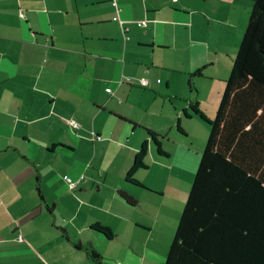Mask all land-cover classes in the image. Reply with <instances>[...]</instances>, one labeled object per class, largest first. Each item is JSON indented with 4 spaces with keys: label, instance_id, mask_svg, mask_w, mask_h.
<instances>
[{
    "label": "crops",
    "instance_id": "obj_1",
    "mask_svg": "<svg viewBox=\"0 0 264 264\" xmlns=\"http://www.w3.org/2000/svg\"><path fill=\"white\" fill-rule=\"evenodd\" d=\"M110 1L0 0V264H76L73 256L87 255L75 243L89 242L104 264L128 256L144 264L156 253L155 222L128 216L138 211L120 191L138 197L126 176L143 144L144 167L134 176L148 186L147 160L156 148L166 154L165 143L172 150L175 122L190 136L181 113L193 99L196 115L213 119L253 7V0H118L115 11ZM117 14L127 15L119 22L130 39L116 40L106 25L92 30L95 16L100 23ZM98 156L109 158L108 168L92 163ZM69 196L76 207L62 209ZM36 228L38 252L25 242Z\"/></svg>",
    "mask_w": 264,
    "mask_h": 264
},
{
    "label": "trees",
    "instance_id": "obj_2",
    "mask_svg": "<svg viewBox=\"0 0 264 264\" xmlns=\"http://www.w3.org/2000/svg\"><path fill=\"white\" fill-rule=\"evenodd\" d=\"M200 73L198 69L192 76ZM209 124V136L164 264H264V0H253ZM148 131L156 141L158 133ZM145 154L143 144L127 181L144 186L134 171L144 167ZM120 194L128 204L138 203L127 191ZM39 196L45 202L41 192ZM75 246L84 249L95 264H103L93 245Z\"/></svg>",
    "mask_w": 264,
    "mask_h": 264
},
{
    "label": "rangeland",
    "instance_id": "obj_3",
    "mask_svg": "<svg viewBox=\"0 0 264 264\" xmlns=\"http://www.w3.org/2000/svg\"><path fill=\"white\" fill-rule=\"evenodd\" d=\"M109 4L111 7H113L112 1H110ZM101 7H103V5H95L94 9ZM94 18H95V22L92 27V30H94L95 32H99V33L102 32L103 26L106 25L109 27L108 29L109 35L111 37H116V40L120 38V35H122L123 37L128 36L127 38L129 39L131 38V36H133V34L131 33V31H129L127 26H125L127 28V31H125V29H123V26L119 22L122 19L124 21L125 18H127V15H123L121 19L120 17H118L117 14L116 19H118V21L113 19L111 20L110 15H107L105 16V18H109V19H106L105 22L101 21L100 23L98 22V18H103V17L95 16ZM137 22L138 19H134V23L137 26H139ZM140 27H142L141 29H143V26ZM241 36L239 37L240 39H238L239 41L241 40ZM223 39L224 41H226L225 37H223ZM226 45L229 46L228 44ZM198 86L199 88H202V85H198ZM197 102L199 103V101L193 99L192 102L190 103L188 110H184L181 113V116L184 118V126L188 128L190 136H184V134L178 130L177 121H176L173 129L170 132L172 150H167L168 144L165 143L164 147L160 149V152L161 153L165 152L166 154L164 155L159 154L156 148L154 149L155 157H151L149 158V160H147V163L150 165V168L145 172L146 173L145 178L149 185L141 186L131 182H127L126 185V187H128L129 190H134L137 193L138 197L136 198L139 201L138 202L139 206L132 208V206L127 203L126 199L123 198L125 205H127L129 209H135L138 211L137 215L133 210V212L130 213L128 216L136 220L137 219L144 220L145 222H147L149 218V222H155V227L152 234H153V240H155L154 247L156 248V253H153L152 256H148L144 264H164L165 258L169 250V246L174 238L178 222L180 220L185 202L187 200L190 188L192 186V182L196 174V170L201 158V154L203 152V149L205 147L206 141L209 136V132H210L209 122L211 120H209L208 117H204L203 116L204 114L202 115L203 117L200 116L199 114L196 115L195 106L198 107ZM167 105H169V102H167ZM200 107H205V104L201 103ZM197 117H199L201 123L199 122L195 123V119H197ZM167 154L169 155L171 154V155L166 156ZM97 160H94L92 163L98 166L99 164L102 163L100 162L102 160L105 162L104 166L106 165L108 168L109 158L104 159L103 156H98ZM63 167H65V165ZM110 169L112 170L114 169L113 164L111 165ZM89 170L91 172V168H89ZM89 170L87 171L86 169L84 171V174L86 176H89ZM44 174H46L45 168H44ZM92 190L94 193H97L96 184L92 186ZM105 193L106 190L104 189L103 194ZM145 195L151 198L145 199ZM86 199L87 197H84L83 199L82 197H80L78 200L79 202H85ZM61 202H63L62 205ZM61 202H60V207L62 209H64L65 206L70 207V203L73 205V207H76L77 204V202L70 196L68 197V199L64 198ZM68 211L69 209L66 208L65 212ZM94 212H96V210H94ZM96 232L93 233L94 234L93 237L95 239L96 244L97 243L99 244V240H97L98 234ZM31 233L33 234L31 239L26 237L25 242L31 245L35 249V251H37L36 247L38 246L37 244L34 246L33 242H37V239L41 238L43 233L37 228L35 229V231L31 230ZM135 239L136 240L134 242L135 244L134 246L139 247L141 244V241L139 240L141 239V236H138ZM87 244H91V243L89 242ZM148 249L152 250L151 247H149ZM84 254H86V251L84 252ZM128 257L129 258L125 264H140L139 262H141V259L137 258L136 256H128ZM72 258H73L72 259L73 263L76 262V264H95L90 259V257H88V255L87 258H84L83 254H81L78 257L73 256ZM103 260L104 259L102 258V261ZM21 261L22 260L20 259V262ZM105 261H108V257L107 259H105ZM122 263L123 262H121L120 260L117 261V264H122ZM141 263L143 264V262ZM111 264L113 263L111 262Z\"/></svg>",
    "mask_w": 264,
    "mask_h": 264
},
{
    "label": "built area",
    "instance_id": "obj_4",
    "mask_svg": "<svg viewBox=\"0 0 264 264\" xmlns=\"http://www.w3.org/2000/svg\"><path fill=\"white\" fill-rule=\"evenodd\" d=\"M112 4L117 8V9H119V7H118V0H112ZM20 16L21 17H24V13L22 12V11H20ZM138 24L140 25V26H146V20L144 19V20H141V21H138ZM127 80H129V79H127ZM139 80V83H140V85H142V86H148L149 84H150V80L147 78V77H141L140 79H138ZM158 81H160L159 79H158ZM71 124L72 125H74L75 127L77 126V123L75 122V121H71ZM97 138H100V136H98ZM83 179H85V175H81V177H80V180H83ZM68 180H69V183H70V186L71 187H76V185H77V182H72L71 180H70V178H68ZM19 240H23V237H22V235H19Z\"/></svg>",
    "mask_w": 264,
    "mask_h": 264
}]
</instances>
